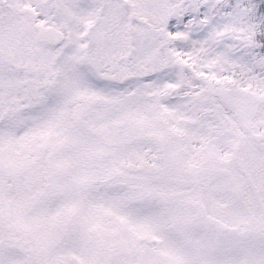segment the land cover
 <instances>
[{
	"label": "snow or ice",
	"instance_id": "1",
	"mask_svg": "<svg viewBox=\"0 0 264 264\" xmlns=\"http://www.w3.org/2000/svg\"><path fill=\"white\" fill-rule=\"evenodd\" d=\"M0 264H264V0H0Z\"/></svg>",
	"mask_w": 264,
	"mask_h": 264
}]
</instances>
